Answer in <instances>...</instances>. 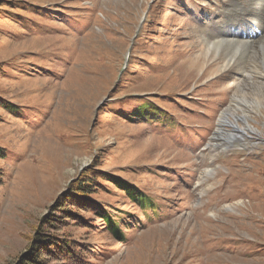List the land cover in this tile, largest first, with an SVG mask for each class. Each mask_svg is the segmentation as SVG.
Returning <instances> with one entry per match:
<instances>
[{"label":"rangeland","instance_id":"obj_1","mask_svg":"<svg viewBox=\"0 0 264 264\" xmlns=\"http://www.w3.org/2000/svg\"><path fill=\"white\" fill-rule=\"evenodd\" d=\"M259 9L258 0H0V264L31 255L75 264L43 250L60 240L84 245L91 264H264V44L223 59L237 47L226 18L243 12L250 27ZM147 103L166 118L130 117ZM228 106L241 131L226 126L235 135L226 143L218 120ZM95 171L155 204L144 212L94 176L89 199L125 224L122 242L67 204Z\"/></svg>","mask_w":264,"mask_h":264},{"label":"trees","instance_id":"obj_2","mask_svg":"<svg viewBox=\"0 0 264 264\" xmlns=\"http://www.w3.org/2000/svg\"><path fill=\"white\" fill-rule=\"evenodd\" d=\"M3 71L2 66H0V72ZM139 112L136 114L130 115V117L137 116L140 118V120H149L150 118H155L156 120H162L166 118L164 115L160 113V111L156 108L155 105L152 104H142ZM134 115V116H133ZM152 121V119H150ZM6 158V152L5 149L0 148V160H3ZM89 175H85L84 177H80L79 180L74 182V188L69 193V198H67V204L72 203L74 207L79 208H86L88 209V212L91 213L93 216L96 217L98 220H103L105 227L107 230L110 231L113 238L116 240L122 242L123 236L121 229L122 226H125V224H122L121 221H118L117 215H114L113 213H110V211L107 209V207L104 206V204L97 202L94 198L89 199L93 193L96 192L97 184L96 179L94 176H104L101 178H98L99 180H102V182L109 181L114 186H116L118 189L122 190L126 196L136 205H139L141 209L146 212L147 209L151 210L152 213H156L155 204L153 202V199L149 196L144 195L142 192L138 191L134 186L123 180L122 178L116 176L115 174H108V173H98L97 171L88 172ZM87 173V174H88ZM83 176V175H82ZM3 174L0 170V180L2 179ZM96 184V188L95 187ZM93 200V201H92ZM66 212V211H65ZM74 217L76 218H83L80 216H76V214L72 213ZM86 223V221H85ZM121 226V227H120ZM74 247L70 246L71 243L65 242L64 240L60 241H51L49 243L43 244V250L45 252H51L49 249H54L56 252L59 253V257H61L62 260L69 261L72 259L75 264H91L87 262L85 257L82 256L83 249L78 245L77 241H74ZM78 246L80 248H78ZM81 251V253H80ZM90 252V251H89ZM84 254V253H83ZM35 256L31 255L28 256L25 264H42V261L35 260Z\"/></svg>","mask_w":264,"mask_h":264},{"label":"bare ground","instance_id":"obj_3","mask_svg":"<svg viewBox=\"0 0 264 264\" xmlns=\"http://www.w3.org/2000/svg\"><path fill=\"white\" fill-rule=\"evenodd\" d=\"M258 1L260 2V9L258 12V14H260V18L259 17L255 18L253 26L251 25L252 27L251 26L248 27V25H250V24L248 23V21L244 20L243 12L240 14L237 13L238 15H235V17L231 16V17H233L232 19H229L231 17L226 18L227 20L224 22L223 30L229 31L230 34H228V36H226V37L231 38L230 40H226V41L231 42L233 45H236L237 47L235 48V46H233V47H231V51L226 50V52L223 53V56H224L223 59L225 61L229 62L232 59H236V55L243 56L245 54H249V52L247 50H242L243 52H241V49L239 47L248 49L251 45H254L256 43H259L260 46H263V44H264V0H258ZM211 38H214V37H211ZM220 38H222V37L217 38V40H219ZM221 40H224V39H221ZM260 59H261V62L264 63V54L260 55ZM241 60L251 61L250 57H248V56L242 58ZM236 98H237V96L233 97V102L237 100ZM256 102H258V101H256ZM235 109L232 106H228L221 113V116L219 117V120H218L219 135L220 136L225 135L226 143H229L230 141L232 142L233 139L235 138V135H233L231 137L227 136L231 132L230 131H228V132L224 131V128L226 126H231L234 129V131H236V132L241 131V129L237 125V123H234L233 121L229 120L230 116H233L234 118H236L237 115H235V113H234ZM255 111H257V110H255ZM246 127L251 132L255 131L248 124Z\"/></svg>","mask_w":264,"mask_h":264}]
</instances>
